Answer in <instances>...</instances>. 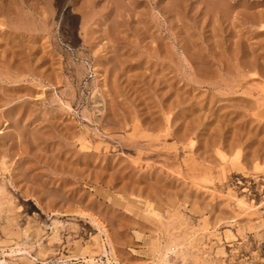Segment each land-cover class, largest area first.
<instances>
[{
	"label": "rangeland",
	"instance_id": "obj_1",
	"mask_svg": "<svg viewBox=\"0 0 264 264\" xmlns=\"http://www.w3.org/2000/svg\"><path fill=\"white\" fill-rule=\"evenodd\" d=\"M263 13L264 0H0V262L153 264L170 245L163 264H264V205L238 206L218 155L257 148L245 171L264 170V118L249 146L257 122L236 116L264 102Z\"/></svg>",
	"mask_w": 264,
	"mask_h": 264
},
{
	"label": "bare ground",
	"instance_id": "obj_2",
	"mask_svg": "<svg viewBox=\"0 0 264 264\" xmlns=\"http://www.w3.org/2000/svg\"><path fill=\"white\" fill-rule=\"evenodd\" d=\"M28 1V0H27ZM166 1V0H165ZM206 1V0H205ZM224 1V0H223ZM235 1V0H234ZM26 2V1H25ZM32 2V1H31ZM216 2V1H215ZM28 3V2H27ZM212 3V2H211ZM13 5V4H12ZM23 5H25V4H23ZM28 5V4H27ZM26 5V6H27ZM32 5V4H31ZM33 6V5H32ZM29 7H31L30 6V2H29V5L27 6V8H29ZM31 9H33L32 7H31ZM30 9V10H31ZM209 12V11H208ZM40 13V12H39ZM115 14V13H114ZM207 14V13H206ZM6 15V14H5ZM8 15V14H7ZM263 15H264V13H263ZM45 16V15H44ZM27 17V16H26ZM53 17V16H52ZM261 17V16H260ZM22 20V19H21ZM31 21V20H30ZM8 22V21H7ZM10 22V21H9ZM121 27V26H120ZM2 28V27H1ZM47 28V27H46ZM68 30V29H67ZM65 34V33H64ZM75 37V36H74ZM250 55V54H249ZM19 64V63H18ZM231 86V85H230ZM234 87V86H233ZM232 88V87H231ZM248 101V100H247ZM237 102V101H236ZM250 104V105H249ZM249 104H247L248 106H246V107H249V109H247V110H243V112H237V115L236 116H240V115H242L245 119L243 120L242 119V122L240 123V125L241 126H244V128H247V127H245V126H248L249 125V122H250V120L251 119H253V120H255V122H257V125H258V129H257V132L255 131V133H254V135H249L248 136V138H247V142H249V146H253V145H255L256 144V142L259 140V138H257V137H259L258 135H259V133H260V125H262V124H260V118L262 117V118H264V102H261V100H260V97H256L254 100H252ZM166 105H167V103H166ZM168 107V106H167ZM221 107V106H220ZM147 108V107H146ZM166 108V107H165ZM169 109V108H168ZM242 109V108H241ZM146 110V109H145ZM203 111V110H202ZM201 111V112H202ZM222 111V110H221ZM223 113V112H222ZM9 114V113H8ZM149 114V113H148ZM201 114V113H200ZM219 114H220V112H219ZM153 115V114H152ZM197 115V114H196ZM214 115V114H213ZM232 115V114H231ZM235 115V114H234ZM158 116V115H157ZM195 116V115H194ZM7 117V116H6ZM213 117V116H212ZM217 117V116H216ZM234 117V116H233ZM3 118H5V116L3 117ZM131 118V117H130ZM151 118V117H150ZM242 118V117H241ZM1 119V118H0ZM172 120H173V118H172ZM1 121V120H0ZM8 121V120H7ZM186 121V120H185ZM252 121V120H251ZM175 122V121H174ZM187 122V121H186ZM1 123V122H0ZM13 123V122H12ZM177 123V122H176ZM7 124V123H6ZM211 124V123H210ZM216 124H218V123H216ZM236 124V123H235ZM256 124V123H255ZM5 125V124H4ZM185 125V124H184ZM227 125V124H226ZM155 126L156 125H154V126H152V129H154L155 128ZM159 126H160V124H159ZM263 126V125H262ZM13 127V126H12ZM158 127V126H157ZM157 127L155 128L156 130H157ZM161 128V127H160ZM217 128V127H216ZM251 128V127H250ZM253 128V127H252ZM262 128H264V126L262 127ZM189 129V128H188ZM188 129H186L185 131H187ZM212 129V128H211ZM226 129V128H225ZM180 130V129H179ZM205 130V129H204ZM213 130V129H212ZM211 130V131H212ZM247 130V129H246ZM251 130V129H250ZM254 130H255V128H254ZM264 130V129H263ZM185 131H184V133L182 134V133H180V135H178L177 136V138L178 139H183L184 138V135L188 132H186L185 133ZM208 132H209V130H207ZM210 131V132H211ZM214 131V130H213ZM217 131V130H216ZM262 131V130H261ZM167 132V131H166ZM165 132V133H166ZM190 132V131H189ZM192 132V131H191ZM203 132V131H202ZM218 132V131H217ZM10 133V132H9ZM246 133H248V132H246ZM208 134V133H207ZM225 134V133H224ZM235 134V133H234ZM264 134V133H263ZM164 135V134H163ZM188 135V134H187ZM186 135V136H187ZM248 135V134H247ZM12 136V135H11ZM167 136V135H166ZM213 136V135H212ZM216 136V135H215ZM229 136V135H228ZM234 136V135H233ZM237 136V135H236ZM235 136V137H236ZM241 136V135H240ZM242 136H244L243 134H242ZM10 137V136H9ZM152 137V136H151ZM202 137V136H201ZM225 137V136H224ZM247 137V136H246ZM245 137V138H246ZM263 137V136H262ZM262 137L260 138V141L262 142ZM160 138V137H159ZM212 138V137H211ZM214 138V137H213ZM216 138V137H215ZM13 139V138H12ZM185 139V138H184ZM238 139V138H237ZM258 139V140H257ZM20 140V139H19ZM155 140V139H154ZM204 140V139H203ZM231 140V139H230ZM229 140V141H230ZM166 141V140H165ZM206 141V140H205ZM208 141V140H207ZM214 142H215V145H217V143L218 142H216L215 140H213ZM213 141H210V144L213 142ZM232 141H233V138H232V140H231V143H232ZM264 141V140H263ZM213 142V143H214ZM228 142V141H227ZM205 143V142H204ZM229 143V142H228ZM230 143V144H231ZM233 143H236V144H231V145H229L228 144V146H229V150L230 151H233L234 149H235V147L238 145L237 144V140L235 141L234 140V142ZM239 143V142H238ZM258 143V142H257ZM260 143V142H259ZM258 143V144H259ZM33 144V143H32ZM189 144V143H188ZM219 144H220V142H219ZM223 144H225V143H223ZM214 145V144H213ZM214 145V146H215ZM221 145V144H220ZM153 146V145H152ZM205 146H206V144H205ZM204 146V147H205ZM227 146V145H226ZM256 146V145H255ZM261 146V145H260ZM224 147V146H223ZM259 147V146H258ZM198 148V147H197ZM208 148V147H207ZM250 148V147H249ZM171 148H169V150H170ZM175 149V148H174ZM177 150H178V148H176ZM220 149V148H219ZM227 150L228 148H224V150ZM252 149H254V148H252ZM262 149V148H261ZM162 150H164L163 148H162ZM166 150V149H165ZM203 150V149H202ZM214 150V149H213ZM226 150H225V152H226ZM228 150V151H229ZM242 150V149H241ZM176 151V150H175ZM210 150L208 149V151L207 152H209ZM227 151V152H228ZM246 151V150H245ZM252 151H254L253 153H250L251 155H249V152L247 153V154H244L242 151H236V153H235V155L234 156H232V158H229L228 160H227V156H226V154H224V153H222V152H218V155L220 156V158H221V160L222 161H224L225 162V164L227 165V167H228V169H229V171H234V172H232V173H230V174H234V176L232 177V179H231V181H233L232 182V184H231V186H232V190L235 192V193H237V203L239 204L238 206H246L247 207V205H248V207H250V208H255L257 205H264V204H262V202L264 203V170L263 169H260V167H259V165H258V163H257V165H255V173H253V174H256L255 176L254 175H250L249 173H247L246 171H245V165H249V163L251 164V163H253L254 161H256V159H258V161L260 160L259 159V157H261L262 156V154H261V156L258 154L260 151H257V148H255L254 150H252ZM186 152V151H185ZM197 152V151H196ZM214 152V151H213ZM226 152V153H227ZM201 153V152H200ZM229 153V152H228ZM261 153V152H260ZM204 154V153H203ZM207 154V153H206ZM184 155V154H183ZM200 155H202V154H200ZM0 156H1V154H0ZM206 156V155H205ZM209 155H207V157H208ZM211 156V155H210ZM5 157V156H4ZM206 157V158H207ZM264 157V156H263ZM206 158H204V159H206ZM207 160V159H206ZM262 160H263V158H262ZM202 161V160H201ZM212 161H214L213 159H212ZM182 162V161H181ZM198 162V161H197ZM211 162V161H210ZM187 163V162H186ZM219 163V162H218ZM5 163H4V161L2 160L1 161V163H0V168H4V165ZM7 164V163H6ZM259 164H260V162H259ZM9 165V164H8ZM179 165V164H178ZM193 165V164H192ZM212 165V164H211ZM217 165H219V164H217ZM225 165V166H226ZM195 166V165H194ZM199 166V165H198ZM224 166V167H225ZM208 167V166H207ZM8 168V167H7ZM7 168H5L6 170H7ZM13 168V167H12ZM219 169V168H218ZM247 170H249L248 168H246ZM154 171V170H153ZM179 171V170H178ZM190 171V170H189ZM192 171V170H191ZM190 171V172H191ZM207 171V170H206ZM222 171V170H221ZM239 171H241V172H239ZM8 172H10V170H8ZM208 172V175L205 173V174H203V175H199V174H197V176H199L200 178H199V180H197V178L198 177H195V178H192V186L193 185H197V182L198 181H200V183H201V181H204V182H209L212 178V174H213V171L210 169V170H208L207 171ZM225 172V171H224ZM179 173V172H178ZM183 173V172H182ZM192 174H193V172H192ZM144 175V174H143ZM207 175V176H206ZM224 175V174H223ZM2 176V175H1ZM8 176V175H7ZM141 176V175H140ZM149 176V175H148ZM157 176V175H156ZM231 175H229V177H230ZM3 177V176H2ZM181 177H183V178H185L184 176H181ZM220 177V176H219ZM229 177H228V179H229ZM157 178V180H156V184L158 185V183H159V177H156ZM156 178H154V179H156ZM132 180V179H131ZM162 180V179H161ZM224 180V179H223ZM143 181V180H142ZM153 181H155V180H153ZM152 181V182H153ZM167 181V180H166ZM178 181V180H177ZM230 181V180H229ZM228 181V182H229ZM165 182V181H164ZM213 182V181H212ZM222 182V181H221ZM221 182H219V183H221ZM224 182V181H223ZM162 183V182H161ZM160 183V184H161ZM190 183V184H191ZM216 183V182H215ZM214 183V184H215ZM226 183V182H225ZM9 183H4V184H0V206H2L1 205V201L5 198L4 196H5V192L8 190V185ZM137 184V183H136ZM152 184V183H151ZM150 184V185H151ZM213 184V185H214ZM222 184V183H221ZM220 184V185H221ZM119 185V184H118ZM153 185V184H152ZM155 185V184H154ZM153 185V186H154ZM167 185V184H166ZM171 185V184H170ZM230 185V184H229ZM12 186V185H11ZM15 186V185H14ZM147 186V185H146ZM159 186V185H158ZM158 186H154L155 188H156V191L158 190ZM161 187V186H160ZM164 187V186H163ZM162 187V188H163ZM198 187V186H197ZM211 187V186H210ZM151 188V187H150ZM155 188H151L152 190V192L155 190ZM203 188V187H202ZM217 188V187H216ZM222 188V187H221ZM229 189V188H228ZM227 189V190H228ZM160 190V189H159ZM157 191V193H158V196L156 197L155 196V193H153L154 194V196H155V198L154 199H156V198H160L162 195H163V190H160V191ZM172 190V189H171ZM170 190V191H171ZM214 190H217V189H214ZM169 191V190H168ZM176 191V190H175ZM195 191H196V188H195ZM194 191V192H195ZM166 192V191H165ZM164 192V193H165ZM219 192H221L220 190H219ZM173 193V192H172ZM175 193V192H174ZM173 193V194H174ZM222 193V192H221ZM259 193H261V195L263 196V198L261 197V199H259L258 198V195H259ZM151 194V193H150ZM168 194V193H167ZM166 194V195H167ZM176 194V193H175ZM179 194V193H178ZM184 193L182 192V195H183ZM192 194V193H191ZM194 195H195V193H194ZM236 195V194H235ZM153 196V195H152ZM171 196H172V194H171ZM178 196V195H177ZM231 197H232V195H230ZM151 197V196H150ZM163 197V196H162ZM176 197V196H175ZM153 198V197H152ZM208 198V197H207ZM233 198H235L234 196H233ZM164 199H165V197H164ZM198 199V198H197ZM158 200H160V199H158ZM180 200V199H179ZM157 201V200H156ZM191 201V200H190ZM195 201V200H194ZM234 201V200H233ZM162 202V201H161ZM193 202V201H192ZM221 202V201H220ZM162 203H165V202H162ZM168 203V202H167ZM223 203V202H222ZM236 205V204H235ZM147 206H148V209H147V212L148 213H150V215H156V217H158V216H160V220L164 217V215L162 214L161 215V212L159 211V210H161L159 207H157V205H155L154 203H151V202H148L147 203ZM202 206V205H201ZM234 206V205H233ZM237 206V205H236ZM261 207V206H260ZM166 209V208H165ZM183 209V208H182ZM238 209V208H237ZM236 209V210H237ZM259 209V208H258ZM263 209H264V206H263ZM220 210V209H219ZM240 210V209H239ZM181 211V210H180ZM194 211V210H193ZM234 211H235V209H234ZM246 211H247V209H246ZM259 211H260V209H259ZM258 211V212H259ZM57 212V211H56ZM245 212V211H244ZM263 212H264V210H263ZM173 213V212H172ZM220 213V212H219ZM238 213V212H237ZM256 213V212H255ZM262 213V212H261ZM247 214V213H246ZM250 214V213H249ZM248 214V215H249ZM263 214V213H262ZM82 215V214H81ZM177 216V215H176ZM189 216V215H188ZM230 216V215H229ZM167 217V216H166ZM165 217V218H166ZM193 217V216H192ZM85 218V217H84ZM190 218V217H189ZM194 218V217H193ZM192 218V219H193ZM157 219V218H156ZM155 219V220H156ZM168 219H169V217H168ZM170 219H172L171 218V216H170ZM187 219L188 218H186V221H187ZM191 219V220H192ZM195 219V218H194ZM21 220V219H20ZM167 220V219H166ZM158 221V220H157ZM162 221V220H161ZM173 221V220H172ZM171 221V222H172ZM185 221V220H184ZM195 221V220H194ZM99 222V221H98ZM160 223V222H159ZM169 223V222H168ZM134 224V223H133ZM177 224V223H176ZM193 224V223H192ZM162 225V224H161ZM165 226V225H164ZM197 226V225H196ZM161 227V226H160ZM170 227V226H169ZM177 227V226H176ZM179 227V226H178ZM187 227V226H186ZM199 227V226H198ZM254 227V226H253ZM257 227V226H256ZM255 227V228H256ZM175 228V227H174ZM57 229V228H56ZM170 229V228H169ZM166 230H167V228H166ZM175 230V229H174ZM179 230V229H178ZM210 230V229H209ZM56 231V230H55ZM188 231V230H187ZM186 231V232H187ZM195 231V230H194ZM59 232V231H58ZM192 232V231H191ZM55 234V233H54ZM182 234V233H181ZM184 234V233H183ZM213 234V233H212ZM59 236V235H58ZM110 236V235H109ZM192 236H194V235H192ZM204 236H206V235H204ZM213 236V235H212ZM226 236L227 237H229L230 235H227L226 234ZM56 237V236H55ZM55 237L53 238L54 240H55ZM184 237V236H183ZM182 237V238H183ZM191 237V236H190ZM112 238V237H111ZM111 238H109V239H111ZM207 238H209V237H207ZM52 239V240H53ZM56 239H57V237H56ZM108 239V240H109ZM174 239V238H173ZM190 239V238H189ZM189 239H187V240H189ZM197 240V239H196ZM57 241H59V239L57 240ZM172 241V240H171ZM175 241L177 242V240L175 239ZM197 242V241H196ZM195 242V243H196ZM242 242V241H241ZM112 243V242H111ZM175 243V242H174ZM177 244V243H176ZM258 244H259V242L257 241V249H258ZM261 244V243H260ZM260 244H259V246H260ZM263 244H264V242H263ZM110 245V244H109ZM172 245V244H171ZM237 245V250H238V254H241V252H242V250H240V247H238V244H236ZM242 245V244H241ZM164 246V245H163ZM167 246V245H166ZM166 246H164V247H166ZM192 247V246H191ZM251 247V246H250ZM114 248V247H113ZM113 248H111L112 250H113ZM235 248V247H234ZM233 248V249H234ZM193 249V248H192ZM246 249V248H245ZM112 250H111V252H112ZM231 250V249H230ZM230 250H228V251H230ZM249 250V249H248ZM255 250H256V248H255ZM174 251H176L175 249H173L172 248V246H167L164 250H162V251H160L159 252V254H160V261H159V263L158 262H154L153 264H163L164 262H166V260L168 259V257H170L169 255L171 254V253H178V252H174ZM236 251V250H235ZM234 251V252H235ZM258 251V250H257ZM102 252H103V254H105V255H107L108 254V251H107V249L105 248V246H103L102 247ZM114 252V251H113ZM182 252V251H181ZM187 252H188V250H187ZM246 252V251H245ZM244 252V253H245ZM253 252V251H252ZM27 253H29V252H27ZM157 253V252H156ZM230 253V252H229ZM233 253V251L231 252V254ZM236 253H237V251H236ZM118 255V254H117ZM183 255V254H182ZM199 255V254H198ZM235 255V254H234ZM242 255H243V253H242ZM244 255H246V254H244ZM193 256V255H192ZM233 256V255H232ZM157 257V256H156ZM228 257V256H227ZM229 257H230V255H229ZM243 257V256H242ZM201 258V257H200ZM235 259V258H234ZM237 260V259H236ZM249 260V259H248ZM204 261V260H203ZM216 261H218V260H216ZM90 262L92 263V264H97V263H95V261L91 258V260H90ZM200 262V261H199ZM249 262V261H248ZM1 264H3V262H0ZM106 263V262H105ZM242 263V262H241ZM252 263V262H251ZM43 264V263H42ZM109 264H111L110 262H109ZM207 264V263H206Z\"/></svg>",
	"mask_w": 264,
	"mask_h": 264
}]
</instances>
